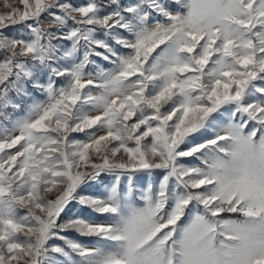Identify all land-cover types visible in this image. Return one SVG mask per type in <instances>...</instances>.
I'll list each match as a JSON object with an SVG mask.
<instances>
[{"label": "snow or ice", "instance_id": "6c2138e0", "mask_svg": "<svg viewBox=\"0 0 264 264\" xmlns=\"http://www.w3.org/2000/svg\"><path fill=\"white\" fill-rule=\"evenodd\" d=\"M0 264H264V0H0Z\"/></svg>", "mask_w": 264, "mask_h": 264}, {"label": "rangeland", "instance_id": "374dc122", "mask_svg": "<svg viewBox=\"0 0 264 264\" xmlns=\"http://www.w3.org/2000/svg\"><path fill=\"white\" fill-rule=\"evenodd\" d=\"M81 239L87 241L89 239H94V238H81Z\"/></svg>", "mask_w": 264, "mask_h": 264}]
</instances>
